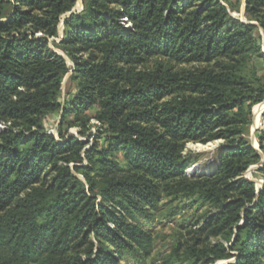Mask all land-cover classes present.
<instances>
[{
    "label": "trees",
    "instance_id": "obj_1",
    "mask_svg": "<svg viewBox=\"0 0 264 264\" xmlns=\"http://www.w3.org/2000/svg\"><path fill=\"white\" fill-rule=\"evenodd\" d=\"M76 4L0 0V264L151 263L141 217L191 198L210 216L151 264H264V187L244 178L262 160L247 136L264 101V0H247L246 21L241 0ZM55 114L62 141L45 130ZM92 127L88 149L68 136ZM216 142L214 170L188 175L203 157L188 144Z\"/></svg>",
    "mask_w": 264,
    "mask_h": 264
},
{
    "label": "rangeland",
    "instance_id": "obj_2",
    "mask_svg": "<svg viewBox=\"0 0 264 264\" xmlns=\"http://www.w3.org/2000/svg\"><path fill=\"white\" fill-rule=\"evenodd\" d=\"M246 1V3H245ZM247 0H241V5L239 8L238 13L233 12V16L239 18L242 21H246L245 18V10H246ZM77 12L83 9V0H77ZM64 30L63 22L60 25L59 28V37L55 39L57 42H60L62 39ZM261 38H262V52L264 53V32H261ZM52 49L57 52L59 55L64 56V54L57 49L54 46H51ZM69 67H71V71L74 69V66L70 60H67ZM255 66L259 70L260 73H264V58H258L256 60ZM70 75L67 74L63 80L62 83V92L60 97L61 103H66L67 97L71 95L74 91L75 83L71 82ZM64 105V104H63ZM262 108L261 112L259 114L258 121L255 120L256 118V109ZM253 121L252 125L250 127L249 135L247 136V139L250 141L251 146L258 151V153L261 155L262 160L260 164H257L252 167V171L250 169L244 174V178L249 181H254L256 192L261 187H264V177L259 173V171L256 169L257 167H261L264 164V154L261 152L259 143H258V137L260 135V131L264 130V101L260 104H257L253 108ZM95 110H90L89 115L92 117L95 115ZM61 115L55 114L52 116L47 117L45 121V130L49 133V131H53L54 136L61 140L59 138V131L62 132V130L66 131V125L65 127L61 128ZM91 124H97L95 120L92 121ZM4 128L3 126L1 127ZM60 129V130H59ZM50 134V133H49ZM98 135V130L95 127H92L87 136H83L80 134V131L76 128H72L68 132V136L75 137L76 139L89 143L87 145V149L91 147V145L95 142ZM62 141V140H61ZM188 151L191 150L195 152L196 154H201L203 157L201 159H198L192 168L187 170L188 175H192L194 173L202 174L205 172L206 174L214 170V168L218 165V151L220 150V142L211 143L208 145H201V144H188L187 146ZM86 165V163H85ZM192 169V171H191ZM256 169V170H255ZM189 170L191 172H189ZM197 171V172H196ZM76 176H78L81 180L85 181L83 176L79 173H75ZM196 200L194 198L191 199H181L175 203L171 207H165L161 211H153L151 212L149 217H141L142 222L145 226V228L149 231H151L154 236L156 237V257L152 261L153 263L156 262L159 257L158 254L160 252H165L166 250L170 249L172 245L174 244V241L180 237L181 233L186 234V232L189 230V228H199L201 227L204 222L206 221V218L210 216L209 211L210 208L207 206L199 205V202H195ZM166 203V201L164 202ZM175 211V214L173 212ZM209 214V215H208ZM182 225L187 227V229L181 228ZM192 225V226H190ZM235 261L234 258H230L229 260H223L219 261L216 264H229L233 263ZM131 264H135L132 260L129 261ZM151 262V263H152ZM150 262L148 264H151Z\"/></svg>",
    "mask_w": 264,
    "mask_h": 264
},
{
    "label": "water",
    "instance_id": "obj_3",
    "mask_svg": "<svg viewBox=\"0 0 264 264\" xmlns=\"http://www.w3.org/2000/svg\"><path fill=\"white\" fill-rule=\"evenodd\" d=\"M245 3H246V1H245ZM81 10H82V8H81ZM81 10H80V11H81ZM73 11H77V7H75ZM64 18H65V17H64ZM263 167H264V164H263L261 167H257L256 169L259 170V169H261V168H263ZM253 168H254V167H253ZM256 169H255V170H256ZM252 170H253V169H252V167H251L250 171H252ZM251 182H254V181H251ZM261 189H262V187H261L259 190H257V193H259Z\"/></svg>",
    "mask_w": 264,
    "mask_h": 264
},
{
    "label": "bare ground",
    "instance_id": "obj_4",
    "mask_svg": "<svg viewBox=\"0 0 264 264\" xmlns=\"http://www.w3.org/2000/svg\"><path fill=\"white\" fill-rule=\"evenodd\" d=\"M261 109H262V108H257V109H256V118H255L256 121H258V119H259V114H260V112H261ZM191 171H192V169H191ZM191 171L189 170V172H191Z\"/></svg>",
    "mask_w": 264,
    "mask_h": 264
},
{
    "label": "built area",
    "instance_id": "obj_5",
    "mask_svg": "<svg viewBox=\"0 0 264 264\" xmlns=\"http://www.w3.org/2000/svg\"><path fill=\"white\" fill-rule=\"evenodd\" d=\"M123 20H124V23H125V26H126V27H130V26H131V24L128 22V19L125 18V19H123ZM49 133L54 135V133H53L52 130L49 131Z\"/></svg>",
    "mask_w": 264,
    "mask_h": 264
}]
</instances>
